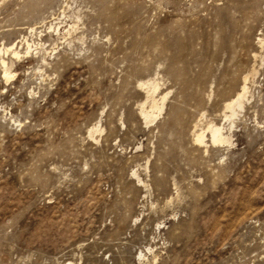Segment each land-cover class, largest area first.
<instances>
[{"label":"rangeland","instance_id":"rangeland-1","mask_svg":"<svg viewBox=\"0 0 264 264\" xmlns=\"http://www.w3.org/2000/svg\"><path fill=\"white\" fill-rule=\"evenodd\" d=\"M261 39L264 0H0V264H264Z\"/></svg>","mask_w":264,"mask_h":264},{"label":"bare ground","instance_id":"bare-ground-1","mask_svg":"<svg viewBox=\"0 0 264 264\" xmlns=\"http://www.w3.org/2000/svg\"><path fill=\"white\" fill-rule=\"evenodd\" d=\"M260 43L263 45L264 40L261 39ZM26 45H27L26 54H28L30 51V45L28 44V42L26 43ZM3 51L4 52L10 51L15 57H20V51H18V47H14V45L7 46V48L1 49L0 54ZM0 60L3 65H6L5 60H3L1 57H0ZM5 74L7 77L10 76L9 72L7 71V68L5 69ZM252 74L255 75L256 72L253 71ZM243 80H244V83L240 91L233 98H230L224 102L223 116H224V119L230 122L229 130L232 124L235 122V120L244 110L245 104L249 99V86L247 85V82L249 81V75H246ZM143 85H146V88H145L146 100L140 105V108H141V113L144 116L145 120L147 121V123H150V122H153L154 119H156V114L162 111L164 107V102L167 98L168 93H165V94L162 93L163 95H160V97L158 98V96L157 97L155 96V93L158 92L157 90H159L158 84L156 82L145 83V84H142V86ZM147 102H148V106H147ZM197 125H200V124L198 123ZM229 130L225 131V127L221 124L209 122L205 128H201V130L199 131H194L195 133H194L193 138H194L195 143L198 145H204L206 143V139L209 143L213 145H226V144L230 145L232 139H231V134H230L231 131ZM96 131H98L97 127L91 130V133L93 134Z\"/></svg>","mask_w":264,"mask_h":264}]
</instances>
